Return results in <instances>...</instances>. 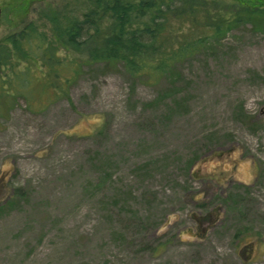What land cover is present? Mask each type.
Instances as JSON below:
<instances>
[{
  "label": "rangeland",
  "instance_id": "374dc122",
  "mask_svg": "<svg viewBox=\"0 0 264 264\" xmlns=\"http://www.w3.org/2000/svg\"><path fill=\"white\" fill-rule=\"evenodd\" d=\"M63 2L0 0V39ZM0 264H264V26L1 108Z\"/></svg>",
  "mask_w": 264,
  "mask_h": 264
},
{
  "label": "trees",
  "instance_id": "16d2710c",
  "mask_svg": "<svg viewBox=\"0 0 264 264\" xmlns=\"http://www.w3.org/2000/svg\"><path fill=\"white\" fill-rule=\"evenodd\" d=\"M39 14L0 39V109L67 96L85 65L154 84L236 27L264 26V6L221 0H66Z\"/></svg>",
  "mask_w": 264,
  "mask_h": 264
},
{
  "label": "water",
  "instance_id": "95a60500",
  "mask_svg": "<svg viewBox=\"0 0 264 264\" xmlns=\"http://www.w3.org/2000/svg\"><path fill=\"white\" fill-rule=\"evenodd\" d=\"M0 16H1V9H0Z\"/></svg>",
  "mask_w": 264,
  "mask_h": 264
}]
</instances>
